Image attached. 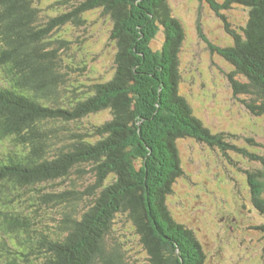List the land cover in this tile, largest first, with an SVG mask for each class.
I'll return each instance as SVG.
<instances>
[{"label": "trees", "instance_id": "16d2710c", "mask_svg": "<svg viewBox=\"0 0 264 264\" xmlns=\"http://www.w3.org/2000/svg\"><path fill=\"white\" fill-rule=\"evenodd\" d=\"M46 2L0 0V264H204L203 238L179 216L193 205L174 189L187 178L180 144L189 141L219 160L202 185L218 218L242 196L235 215L255 214L264 238V0H201L225 46L200 27L192 40L168 0ZM234 9L246 18L230 28ZM89 13L109 24L113 48L98 77L73 32L95 23ZM192 44L209 67L226 66L233 94L260 122L256 133L234 114L239 131L198 115L180 67ZM210 101L204 93V110Z\"/></svg>", "mask_w": 264, "mask_h": 264}, {"label": "rangeland", "instance_id": "374dc122", "mask_svg": "<svg viewBox=\"0 0 264 264\" xmlns=\"http://www.w3.org/2000/svg\"><path fill=\"white\" fill-rule=\"evenodd\" d=\"M168 3L174 13L176 12L184 18L186 32L192 40L196 39L197 27H200L202 35L211 41L219 43L220 46L230 44L225 39L224 32L215 26V23H219L216 21L217 18L210 12L207 5L203 6L201 4V0H168ZM43 5L45 7L48 5L46 0H44ZM85 18L89 24L92 20H95V23L90 24L87 28L73 31L83 37L81 40L83 44H80L82 49L79 54L83 58H89V61L94 65V77H98L104 71L108 74L111 65L110 58L113 54V48L109 47L106 42L109 35V24L102 20L98 13L96 15L86 14ZM245 18V12L240 9L230 10L227 13L230 28L243 25ZM160 43L161 37L157 34L150 46L153 49H158ZM198 46L200 50L197 44L183 46L180 56L184 58L180 67L189 82L185 87L198 115L210 127H221L229 130V126H231L234 130L239 131L234 122L229 119V116L234 114L241 121L240 127H245V132L256 133L260 122L252 118L241 103L244 97L233 94L227 80L226 72L228 70L226 66L216 59L214 61H217L219 65L209 67L207 56L201 57L198 55L196 57L194 54V52L198 53V51L204 54L202 46ZM213 58L217 57L214 56ZM204 93L211 100L206 105L205 110L200 102ZM102 118L101 116H93L95 121H99ZM245 121L248 126H245ZM258 134V138H261V133L259 132ZM238 136L240 139L241 135L239 134ZM260 140L258 139V141ZM4 145L5 143L0 145V152L4 150ZM184 145L180 144V147L186 163L187 178L181 180L178 185L176 184L174 189L180 188L183 190V194H185L183 204L191 202L194 213L189 216L188 210L184 206H181L180 213H178L181 221L192 226L198 237L203 238L202 243L210 255L204 264H264V238L252 229L253 226L259 223L258 217L250 213H246L241 217L235 215V212L243 202V197L241 196L233 203L232 212L228 213L226 221L219 219L215 209V202H211V198L206 197L202 188V185L210 186L214 174L218 171L219 160L214 158L204 146L190 143V141ZM204 191L208 192L209 189H204ZM189 193L192 194L190 199L187 198ZM207 194L209 196V193ZM205 198H207V203L204 202ZM170 202L174 208L176 206V198L172 197ZM244 204H248L246 199ZM233 216L234 218H232ZM242 217L244 219L242 222L239 221L240 226L233 228L232 224L238 222Z\"/></svg>", "mask_w": 264, "mask_h": 264}]
</instances>
